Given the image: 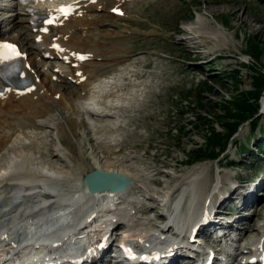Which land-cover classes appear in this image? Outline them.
I'll return each instance as SVG.
<instances>
[{"label": "rangeland", "instance_id": "1", "mask_svg": "<svg viewBox=\"0 0 264 264\" xmlns=\"http://www.w3.org/2000/svg\"><path fill=\"white\" fill-rule=\"evenodd\" d=\"M5 12L0 11V16L5 14L6 17ZM98 16L100 18L101 15ZM109 16H101V24ZM6 18L10 20L9 17ZM17 20L19 21L2 23V37L16 38V35L20 34L22 39H28L27 46H32L33 38L28 32L26 18L20 15ZM200 20L209 22L211 26H222L226 38L215 41L211 35L198 33L194 26ZM92 31V35H99L109 45L126 40L124 44L117 43L124 46L126 52L122 62L110 66L104 73L109 74L116 69L123 71L128 77L136 75L131 79L137 86L134 90L136 93L132 90L126 93L130 95H124L128 100L123 102L128 107L119 111L117 118L124 126L123 129L112 135L108 132L95 138L104 144L106 135L108 139H111V136L116 137L117 141L111 139L113 141L109 140L108 143H122L124 147H115L112 150L102 145V149H97L96 142H92V137L87 136L88 125H77L78 128L63 121L64 117H74L81 122L87 116L84 110L80 115L55 113L58 119L55 116L49 119V122L55 120L63 125L64 144L76 158L79 159L82 155L79 148L81 146L84 155H92V158L98 156V153L101 157L108 153L115 158L112 155L120 150L118 154L136 158L133 161L136 168L151 167L146 172L149 177L152 176L151 180L161 177L156 167H160L163 174L171 172L181 176L194 169L206 167L205 176L210 177L212 183H215L216 178L218 181L219 172L227 174H221V178L226 182L229 176L242 181L246 177L256 183L264 178L263 109L260 108L255 117L259 126L253 130L252 126H249L250 122L243 123L224 151L221 149L223 141L215 143V139L210 136V133L216 131L220 133L221 139L226 138V126L231 122L227 118V110L232 108L231 111H236L237 107L232 105L234 98L253 89L252 77L255 75V69L264 71V0L131 1L126 18H109L98 30ZM191 36L194 39L188 38ZM256 46L263 53L260 59L256 57ZM235 71H238L236 76ZM50 83H47L49 88L60 85L61 87H56L57 90H68L72 92V96L80 95L77 86L69 83ZM200 91H203L202 94ZM226 100L231 104L226 103ZM260 103H264V94ZM199 104L202 108L198 109ZM202 117L204 119H201ZM56 122L48 123L50 128L47 129V135L41 134L42 140L37 141V151H41L43 147L54 149L59 145L53 128ZM104 122L101 120L99 124ZM91 128L92 126L89 129ZM98 130L100 133L102 129ZM96 133L98 132H94ZM94 134L93 137L96 136ZM16 141L13 139L12 145L18 142ZM11 143L7 149L13 147ZM29 144L30 141H27V145ZM244 147H247L248 151L243 150ZM251 148H257L259 154L254 153ZM213 154L220 157L215 161L211 159L205 162L198 159L201 156L209 158ZM2 155L6 156L5 158L10 157L5 150L0 157ZM3 161L0 160V168ZM230 161L235 162L234 165L223 168V165ZM88 172L84 171L83 174ZM151 180L145 181L144 185L162 193L165 192V185L170 182L169 178L162 177L161 183L154 185ZM181 181L182 179L173 180L172 187ZM236 205L233 203L231 209L237 208ZM148 207L150 217H154L157 212L165 213L162 206L158 207L152 201L146 203V208ZM250 214L255 215V211L251 210ZM262 217L254 216L253 220L258 221Z\"/></svg>", "mask_w": 264, "mask_h": 264}, {"label": "bare ground", "instance_id": "2", "mask_svg": "<svg viewBox=\"0 0 264 264\" xmlns=\"http://www.w3.org/2000/svg\"><path fill=\"white\" fill-rule=\"evenodd\" d=\"M10 1H12L10 5H0V10L13 13L8 16L12 18L11 22L19 21L17 18L20 13L16 12L14 0ZM130 5L128 0H95V2L93 0H80L79 7L81 8V12H83L82 17L78 19L72 18L64 27L56 30L59 36L58 42L64 44L67 55L73 57L76 62H79V59H77L78 55L91 60L79 63L75 69L74 77L82 90V94L72 96L70 94L72 92H68V90H57L56 87L59 88L61 87L60 85L49 88V85L47 86V77L49 76H46V73L44 74V77H46L44 83L37 84V90L34 93L20 96L15 92H11L9 95L0 98V154L5 150L10 156L9 158H5L6 156L4 155L0 157L1 161L4 160L0 168V230L2 228L3 230L7 229L10 234V236H5L6 239L4 241L9 242L15 235L20 236L22 229L28 227L30 222L37 216L48 218V216L73 210V207L81 202L89 201L86 204H99L105 200L111 204L118 202L117 200H122L125 203H120V205L123 204L121 210L125 209V212L120 211L116 215L118 222L115 223V226L121 227L120 229H124L125 233H130L128 236L133 235L136 239L140 237V232H148L151 228L160 229L168 220L166 214L160 212H157L154 217H150V207L146 208L148 201L156 203L158 207H164V209L168 210L169 214L172 212L174 215L173 220L176 223L182 220L179 209L185 207L188 200L191 207L194 204V208L191 210H194L193 216H196L197 209L201 210L202 214L207 215L208 221H204L205 223H209L212 219L216 220L215 213L217 217L222 212L228 213L224 208H228L230 211L234 210L233 214L237 218L231 223V228L238 234L240 238L239 242L243 244L250 243L255 237L260 235L261 230H264V215L262 214L264 213V195L262 196L264 194V178L256 183L254 181L251 182L246 177L242 181L241 179L234 180L232 176H229V180L226 182V180L221 178L222 173L219 172L217 175L218 181L217 178L215 180L217 185L212 189L214 183L210 181V177L205 176L206 167L204 169H194L182 176L176 175L177 173L172 174L171 172L163 174L160 167H156V171H159L158 175L161 177L151 180L150 177L152 176L149 177L146 174L151 167L147 169L136 168L133 162L136 158L131 159V157L124 154L120 155L118 154L120 150L114 152V155H112L115 158L111 157L108 153L107 155L104 153V157H101L98 153V156L93 155L94 158H92V155L88 157L84 155L81 146L79 148L82 155H80L79 159L76 158L71 149L69 150L64 144L63 125L55 120L51 122H56L55 127H52L55 128L59 147L57 146L54 149L43 147L41 151H37V141L42 140L43 134L47 135L46 132L50 128L49 124L51 123L49 119L54 117L55 113H79L80 115L83 110L87 116L81 122L74 119L72 115L73 119L64 117L63 121L66 124L69 122L74 126L87 127L88 125L89 128L92 126L91 130L87 129V136H91L90 140L96 142L97 149H102L104 146L112 150L115 147H124L122 143H108L109 140L116 137L113 138L111 136V139H108L106 137L108 135H106L105 138L107 140L104 144L100 143V141L98 142L99 139L95 138L101 137L104 133L107 134L108 132L112 135V133L115 134V132L123 129L124 126L117 118L119 113L128 107L123 102L124 100H128L124 95L132 90L136 93L134 90L137 84L132 82L134 80L131 79L136 75L128 77L127 74L122 73L123 71L116 69L112 70L113 72L109 74L97 75L102 69L122 62V59L125 57L124 53L126 52L124 51V46L119 44H124L126 40L119 41L117 42L119 44L116 43V45L114 43L109 45L107 42L100 40L97 35L95 40L92 41L90 30L92 27L101 24L99 21L101 16L107 18V15H110L108 19L114 16H111L110 10L120 9L124 13ZM36 7L46 9L45 6L40 4H37ZM99 9H102L101 12L103 13H100ZM98 13L101 15L100 18ZM108 19H105V22ZM7 21L9 20L4 17L0 18V24ZM194 28L201 35H211L214 40L216 39L215 41L226 38V35L223 33V27L220 25L211 26L209 22L200 20V22L195 24ZM201 35L199 38H201ZM188 38L194 39L192 36ZM22 40L28 51L35 49L31 45L27 46L28 39L24 37ZM44 45L48 47L51 44L44 39V43L41 46ZM41 46L38 49L42 53ZM39 56L42 58V54H39ZM37 65L42 67V60L41 62H37ZM77 72H82V76H76ZM82 77L85 78L82 79ZM83 80L85 82L82 83ZM131 94L133 95V93ZM83 114L85 115V113ZM97 120L98 122H96ZM101 120L105 121L104 124H99ZM249 126L253 128L251 123H249ZM98 129H102L100 133ZM94 132L98 133L94 134ZM93 134L96 136L93 137ZM13 139L14 141H18L14 143L15 145L11 143ZM27 141H30L29 145H27ZM9 143L13 146L11 149H7ZM89 160L91 161L90 164L88 163ZM234 163L230 161L224 164L223 167H231ZM236 164L239 165V163ZM167 165L171 166V164ZM95 170L124 175L131 180V185L122 193L112 194L114 197L111 198L107 197L108 191L93 195L88 194L85 191V176ZM84 171L90 172L84 175ZM162 177L169 178L170 181L165 185L164 193L151 189L148 185H144V182H147L149 179L152 184L159 185ZM230 178L232 181H230ZM180 179L182 181L172 187L173 180L179 181ZM260 190L261 193H259ZM233 203L237 204V208L231 209ZM199 206L200 208H198ZM133 210H135V214L131 215ZM209 210L212 211V215H209ZM251 210L255 211V215H250ZM261 215L263 217L258 221L253 220L254 216L257 218ZM193 216L184 217V220L190 221ZM127 219L129 221H126ZM214 226L213 222H210L207 226L202 225L199 232L206 233L208 228L213 229ZM117 232L122 233L119 230ZM23 234H21L22 237ZM227 238L229 241L231 240L229 234ZM6 246L9 247L10 243ZM238 250L243 251L241 246L238 247ZM10 255L12 254L10 253ZM176 257L174 264H182V261L179 259L183 257Z\"/></svg>", "mask_w": 264, "mask_h": 264}, {"label": "trees", "instance_id": "3", "mask_svg": "<svg viewBox=\"0 0 264 264\" xmlns=\"http://www.w3.org/2000/svg\"><path fill=\"white\" fill-rule=\"evenodd\" d=\"M255 52L256 57L260 59V57L263 55L262 51L256 46ZM264 71L255 69V75L252 77L253 80V89L251 91L246 92L245 94H242L239 97H235L232 105H235L236 111H231L232 108L227 110V118L231 121L228 122L226 129L228 131V134L225 139L220 138V133H216V131H213L210 133V136H212L215 139V143L219 142L220 140L223 141L222 145V151L225 150L227 143L229 142V139L231 136L240 128V126L244 122H250L253 125V129H255L258 125V120L255 118L257 115V112L260 107V98L262 96V92L264 90ZM234 75H238V71H235ZM201 94L203 91H200ZM199 92V93H200ZM199 95V94H198ZM226 103L231 104L230 101L226 100ZM195 108V107H194ZM202 108V105L199 104L197 107ZM235 109V108H234ZM196 110V109H195ZM197 116L200 118V116L197 114ZM201 119H204L203 117ZM185 128V127H184ZM201 150V149H200ZM198 150V152L200 151ZM218 154L210 155L209 158H217ZM206 156L199 157V161H204Z\"/></svg>", "mask_w": 264, "mask_h": 264}, {"label": "water", "instance_id": "4", "mask_svg": "<svg viewBox=\"0 0 264 264\" xmlns=\"http://www.w3.org/2000/svg\"><path fill=\"white\" fill-rule=\"evenodd\" d=\"M88 189L91 193L110 190L115 193L124 192L130 185L131 180L118 173H107L101 170H95L85 177Z\"/></svg>", "mask_w": 264, "mask_h": 264}, {"label": "snow or ice", "instance_id": "5", "mask_svg": "<svg viewBox=\"0 0 264 264\" xmlns=\"http://www.w3.org/2000/svg\"><path fill=\"white\" fill-rule=\"evenodd\" d=\"M93 2H95V0H93ZM57 11L62 14L65 18H67L72 12H73V8L71 5L67 6V7H61L59 9H57ZM113 11L116 14L119 15H123V12H120L118 9H113ZM54 20L53 19H49L46 21L47 24H53ZM45 31H47V29H45ZM57 47L58 51H64L63 49H60L59 46H55ZM21 53L18 51L17 47L15 45H12L10 43L7 42H3L0 43V64H4L7 61L10 60H14L18 57H20ZM86 57L84 56H77V59L80 60H84ZM122 247H124L122 245ZM126 252H129L130 254V250L129 249H125ZM264 259V258H262Z\"/></svg>", "mask_w": 264, "mask_h": 264}]
</instances>
